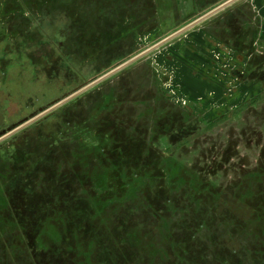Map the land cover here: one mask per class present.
<instances>
[{"label": "rangeland", "instance_id": "374dc122", "mask_svg": "<svg viewBox=\"0 0 264 264\" xmlns=\"http://www.w3.org/2000/svg\"><path fill=\"white\" fill-rule=\"evenodd\" d=\"M224 1L0 0V23L54 76L2 128ZM111 250L122 264H264V0L228 5L0 142V264H104Z\"/></svg>", "mask_w": 264, "mask_h": 264}, {"label": "trees", "instance_id": "16d2710c", "mask_svg": "<svg viewBox=\"0 0 264 264\" xmlns=\"http://www.w3.org/2000/svg\"><path fill=\"white\" fill-rule=\"evenodd\" d=\"M1 21L3 24L0 23V92L2 91L7 95V98H5L6 100L9 101L10 97L14 99L12 104L15 106V111H11L9 116L10 120H14L20 118L21 115L25 113V110L27 112L28 105L32 106L44 98L45 92L43 93L42 87L45 83L52 82L51 80L54 76H48L49 78L43 75L41 76L37 71L38 68L33 63L29 62L24 38L25 32L19 31L18 34L16 31V35L15 33L11 34L8 31L4 17ZM3 26L6 27L4 31ZM21 33H23V35H21ZM13 35L15 36L13 37ZM17 103L18 106L20 105L21 107L18 111ZM6 104L2 105L0 101V112L3 109L9 111L8 105ZM29 112L30 111H28V114ZM5 114H0V128L3 127L2 124L5 122V119H8V117H5ZM80 209L83 208H78L74 212L66 211L68 217L70 216V219H72L71 221L74 227L77 226L79 229L81 223L85 219V211L82 212L83 210ZM60 212L65 211L60 210ZM68 228H71L69 231L73 230L72 225ZM32 239V236L27 235V240L31 241ZM118 256L119 254L117 251H101L98 255V259L99 261L101 260V262L104 261V264H122Z\"/></svg>", "mask_w": 264, "mask_h": 264}, {"label": "water", "instance_id": "95a60500", "mask_svg": "<svg viewBox=\"0 0 264 264\" xmlns=\"http://www.w3.org/2000/svg\"><path fill=\"white\" fill-rule=\"evenodd\" d=\"M235 1L236 0H227V1H225L224 3H222L219 6L215 7L214 9L209 11L208 13L204 14L203 16H201L200 18L192 21L188 25H186V26L180 28L179 30L175 31L174 33L170 34L169 36H167L166 38H164L163 40H161L157 44L153 45L151 48L145 50L144 52L138 54L137 56L129 59L128 61H126L124 63H122L121 65H119L118 67L114 68L113 70H111L107 74L103 75L102 77H100V78L90 82L89 84L85 85L84 88L83 87L79 88V89L76 90V92H74V93H72V94H70L68 96H63L62 98H60V100H53L52 102H50L47 105V107L46 106L40 107L36 111H34V112L28 114L27 116L23 117L19 121L11 124L6 129H3V130L0 131V142L5 140V139H7L10 136H12L13 134L17 133L18 131H21L22 129H24L29 124H31L32 122L36 121L37 119H39L40 117H42L46 113H48V112L52 111L53 109L63 105L65 102L69 101L71 98H74V97L78 96L83 91L91 88L92 86L98 84L99 82L103 81L107 77L113 75L117 71L125 68L126 66H128L132 62H134L137 59L143 57L145 54L153 51L154 49L160 47L161 45H163L164 43L168 42L169 40H171V39L179 36L180 34L186 32L188 29L192 28L193 26L197 25L198 23L202 22L203 20L207 19L208 17L212 16L213 14L217 13L221 9L227 7L228 5L234 3Z\"/></svg>", "mask_w": 264, "mask_h": 264}, {"label": "flooded vegetation", "instance_id": "af4514ba", "mask_svg": "<svg viewBox=\"0 0 264 264\" xmlns=\"http://www.w3.org/2000/svg\"><path fill=\"white\" fill-rule=\"evenodd\" d=\"M226 1H227V0H226ZM236 1H238V0H236ZM236 1H235V2H236ZM224 2H225V1H224ZM224 2H222V3H224ZM222 3H221V4H222ZM219 5H220V4H219ZM219 5H218V6H219ZM227 7H228V6H227ZM225 8H226V7H225ZM213 9H214V8H213ZM223 9H224V8H223ZM223 9H221V10H223ZM221 10H220V11H221ZM210 11H211V10H210ZM218 12H219V11H218ZM207 13H208V12H207ZM205 14H206V13H205ZM203 15H204V14H203ZM203 15H201V16H203ZM201 16H200V17H201ZM200 17H198V18H200ZM198 18H196V19H198ZM196 19H194V20H196ZM194 20H193V21H194ZM190 23H191V22H190ZM188 24H189V23H188ZM188 24H186V25H188ZM186 25H185V26H186ZM183 27H184V26H183ZM181 28H182V27H181ZM179 29H180V28H179ZM179 29H178V30H179ZM176 31H177V30H176ZM173 33H174V32H173ZM150 48H151V47H150ZM148 49H149V48H148ZM143 52H144V51H143ZM9 108H10V105H8V109H9ZM9 110H11V109H9ZM12 111H13V110H12ZM8 112H9V116H10V111H8ZM0 114L4 115V114H5V109H3V110L0 112ZM26 116H27V115H26ZM24 117H25V116H24ZM22 118H23V117H22ZM11 124H13V123H10L8 126H10ZM8 126H7V127H8ZM7 127H5V128H2V127H1V128H0V131L3 130V129H6Z\"/></svg>", "mask_w": 264, "mask_h": 264}]
</instances>
